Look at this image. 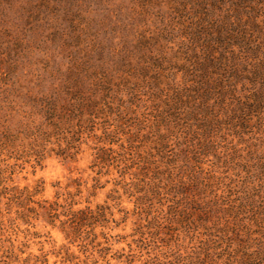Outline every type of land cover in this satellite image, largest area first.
Wrapping results in <instances>:
<instances>
[{
  "label": "rangeland",
  "instance_id": "374dc122",
  "mask_svg": "<svg viewBox=\"0 0 264 264\" xmlns=\"http://www.w3.org/2000/svg\"><path fill=\"white\" fill-rule=\"evenodd\" d=\"M167 1L0 0V264H253L264 247V108L207 130L174 105L180 74L153 58L181 40Z\"/></svg>",
  "mask_w": 264,
  "mask_h": 264
},
{
  "label": "trees",
  "instance_id": "16d2710c",
  "mask_svg": "<svg viewBox=\"0 0 264 264\" xmlns=\"http://www.w3.org/2000/svg\"><path fill=\"white\" fill-rule=\"evenodd\" d=\"M166 4L170 16H176L173 27H178L181 40L172 58H153L159 69L166 64L169 75L180 74V81L173 80L170 88L174 105L189 102L194 107L187 117L191 120L200 109L207 130L234 119L246 121L260 112L264 108V0H169ZM166 32L162 30L158 38L164 40ZM262 252L264 247L246 255L259 264Z\"/></svg>",
  "mask_w": 264,
  "mask_h": 264
}]
</instances>
